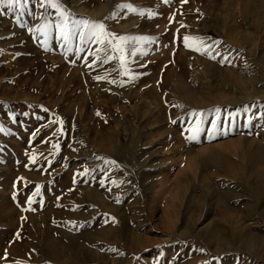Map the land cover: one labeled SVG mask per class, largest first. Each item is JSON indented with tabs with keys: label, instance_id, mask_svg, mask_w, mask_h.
Listing matches in <instances>:
<instances>
[{
	"label": "rangeland",
	"instance_id": "obj_1",
	"mask_svg": "<svg viewBox=\"0 0 264 264\" xmlns=\"http://www.w3.org/2000/svg\"><path fill=\"white\" fill-rule=\"evenodd\" d=\"M59 2L149 39L125 76L42 0L0 8V264H264V0Z\"/></svg>",
	"mask_w": 264,
	"mask_h": 264
},
{
	"label": "snow or ice",
	"instance_id": "obj_2",
	"mask_svg": "<svg viewBox=\"0 0 264 264\" xmlns=\"http://www.w3.org/2000/svg\"><path fill=\"white\" fill-rule=\"evenodd\" d=\"M24 3L27 2V0H23ZM165 3H168L169 0H164ZM183 3H186L187 0H182ZM46 3L50 7L55 8L57 10V14L60 18L59 22L55 25L56 28L59 29V35L64 40L66 44H71L73 37L79 36V39L82 43L87 44L89 42L102 45L103 47H98L96 50V53H92L94 59L92 63L88 64V67H92L96 60H101V57L97 54L100 52L104 53V58L102 60V63H108L110 60L114 59L115 57L110 54L111 52H118L119 60H120V68L122 69L121 75H129V71L126 67L127 59L124 54L125 50L123 47V44L128 41L129 39H140V40H148V37H139V38H130L126 36H117L114 33H111L106 30V26L103 23L100 22H90L89 20H82V21H72L71 27H69V13L65 11L64 7L61 5L59 0H42L41 7H43V4ZM7 7L9 11H12L16 8L22 7V0H0V8ZM119 8H127L132 12H136L137 10L132 7L130 4H121L118 5ZM20 15H23V12L21 11ZM140 15H144V12H140ZM155 15L151 11L148 12V16L151 17ZM171 19V18H170ZM183 27V25H181ZM51 27V24H44L40 28L36 29V31L40 32L42 35L47 37L48 30ZM29 31H32V29H29ZM195 41L197 42L195 45H192L189 43V41ZM183 43L185 47L192 48V50L200 52L202 55L207 54L210 56V58L215 59V56L212 55L211 45H204V42L202 38L200 37H183ZM44 45H47V39L44 41ZM47 50V48H46ZM84 49L81 47H78L76 49L77 53L82 52ZM69 51H71V48H69ZM132 55H135V52L131 53ZM217 55H220L217 53ZM227 60V57L225 56L222 59V63ZM96 80H103L106 79V77L96 76L94 77ZM130 79H134V77H130ZM110 83H117V81H109ZM121 86L123 85L124 81L119 82ZM173 107H182L181 105H172ZM45 111H47L45 109ZM217 112H219V109H216ZM99 114V113H98ZM191 116L196 117L195 124L193 127L188 129L189 132H192L194 135H191L188 137V139H194L195 135H198L201 131H203L202 125L204 123L203 119L200 118L202 115L201 113H197L196 111H193L190 113ZM218 119V118H217ZM54 123L56 121H53ZM172 123H176V120H172ZM62 124L63 121H60ZM218 124L217 121H212L211 127L208 129V133L210 136L215 135V130L217 129ZM2 131V129H0ZM58 131L62 132V129H58ZM35 135V134H33ZM54 148H59V145H53ZM33 163H35V157H32ZM105 164H115V161H104ZM89 170L85 169V175L88 173ZM22 179V178H21ZM113 184H116V181H112ZM101 184H103V181H101ZM40 191L39 188H37L36 192L33 193V195H39ZM13 199H15V194L13 196ZM34 201L31 197H29L28 203L31 204ZM119 202V200H117ZM112 251H116L115 249H112Z\"/></svg>",
	"mask_w": 264,
	"mask_h": 264
}]
</instances>
